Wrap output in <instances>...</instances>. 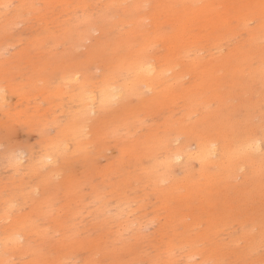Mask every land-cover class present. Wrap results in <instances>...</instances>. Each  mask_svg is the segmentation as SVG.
I'll use <instances>...</instances> for the list:
<instances>
[{"label": "rangeland", "instance_id": "obj_1", "mask_svg": "<svg viewBox=\"0 0 264 264\" xmlns=\"http://www.w3.org/2000/svg\"><path fill=\"white\" fill-rule=\"evenodd\" d=\"M253 139L264 0H0V264H264Z\"/></svg>", "mask_w": 264, "mask_h": 264}, {"label": "bare ground", "instance_id": "obj_2", "mask_svg": "<svg viewBox=\"0 0 264 264\" xmlns=\"http://www.w3.org/2000/svg\"><path fill=\"white\" fill-rule=\"evenodd\" d=\"M186 52H189V51H186ZM185 54H186V53H185ZM185 54H184V52H183V55H185ZM187 54H188V53H187ZM189 54H191V53H189ZM189 54H188V55H189ZM183 55H182V56H183ZM197 55H198V54H197ZM177 56H178V55H177ZM184 57H185V56H184ZM189 57H190V55H189ZM146 59H147V58H146ZM197 59H198V58H197ZM141 60H144V59H141ZM195 60H196V59H195ZM150 61H151V60H150ZM150 61H149V62H150ZM139 62H140V61H139ZM144 62H146V61H144ZM147 64H148V65H147ZM147 64H146L147 67L145 66V67H146V68H145V72H146V73H148V72H152V73H153V71L155 70V68H153V66H151L150 63H147ZM133 65H134V64H133ZM149 65H150V67H149ZM154 67H155V66H154ZM133 68H134V67H133ZM139 68H140V67H139ZM139 68H138V70H139ZM125 69H126V68H125ZM131 69H132V68H131ZM158 69H159V68H158ZM158 69H157V70H158ZM136 70H137V69H136ZM141 71H142V69H141ZM128 72H129V71H128ZM135 73H137V71H136ZM141 73H142V72H141ZM143 73H144V71H143ZM146 73H144V74H146ZM150 74H151V73H150ZM118 75H120V74H118ZM118 75H114V76L117 78V80H118V78H119V77H117ZM131 75H133V74H131ZM139 75H140V74H139ZM141 76H142V75H141ZM149 76H150V75H149ZM149 76H148V77H149ZM73 77H74V75H73ZM76 77H77V76H76ZM76 77H75V78H76ZM111 77H112V76H111ZM111 77L109 76L110 79H111ZM134 77H135V76H134ZM137 77H138V76H137ZM143 77H144V76H143ZM75 78H74V79H75ZM116 78H115V80H116ZM144 78H145V77H144ZM144 78H142V79H144ZM69 79H70V78H69ZM72 79H73V78H72ZM128 79H129V78H128ZM130 79H131V78H130ZM142 79H141V80H142ZM145 79H146V78H145ZM145 79H144V81H145ZM155 79H156V78H155ZM106 80H107V79H105V82H106ZM113 80H114V78H113ZM131 80H132V79H131ZM137 80H138V79H137ZM151 80H152V79H151ZM160 80H161V79H160ZM108 81H109V80H108ZM110 81H112V80H110ZM115 82H116V81H115ZM117 82H118V81H117ZM128 82H129V81H128ZM131 82H132V81H131ZM131 82H130V84H131ZM134 82H135V81H134ZM126 83H127V82H126ZM110 84H112V83H110ZM115 84H116V83H115ZM115 84H114V85H115ZM117 84H118V83H117ZM128 84H129V83H128ZM158 84H159V83H158ZM164 84H165V83H164ZM104 86H105V84H104ZM106 86H107V85H106ZM115 86H116V85H115ZM124 86H125V85H124ZM107 87H108V86H107ZM119 87H120V86H119ZM121 87H122V86H121ZM121 87H120V88H121ZM127 87H128V86H127ZM169 87H170V86H169ZM104 88H106V87H104ZM112 88H113V86H112ZM112 88H110V89L112 90ZM107 89H108V88H107ZM110 89H109V90H110ZM115 89H116V88H115ZM104 90H105V89H104ZM113 90H114V89H113ZM119 90H120V89L118 88V91H119ZM123 90H124V89H123ZM134 90H135V89H134ZM128 91H130V90H128ZM100 92H101V91H100ZM121 92H123V91H120V92H116V91H115V92H113V93H119V94H120ZM135 92H136V90H135ZM137 92H139V91H137ZM113 93H112L111 95H113ZM132 93H133V92H132ZM123 94H124V93H123ZM123 94H121V95L123 96ZM128 94H129V93H128ZM134 94H135V93H134ZM100 95H101V93H100ZM102 95H103V94H102ZM111 95H110V96H111ZM114 95H116V94H114ZM117 96H118V94H117ZM124 96H125V95H124ZM89 97H90V96H89ZM99 97H101V96H99ZM105 97H106V95H105ZM111 97H112V96H111ZM111 97H110V98H111ZM120 97H121V96H120ZM96 98H97V96H96ZM89 99H90L91 102H94V97H91V98H89ZM89 99H88V100H89ZM101 99H103V98H101ZM108 99H109V98H108ZM113 99H114V97L111 98V100H113ZM116 99H117V98H116ZM116 99H114V100H116ZM96 100H98V99H96ZM109 100H110V99H109ZM111 100H110V101H111ZM114 100H113V101H114ZM104 101H105V100H104ZM110 101H108V102H110ZM91 102H90V104H91ZM95 102H96V101H95ZM95 102H94V103H95ZM106 103H107V102L105 101V104H106ZM111 103H112V102H111ZM90 104H89V105H90ZM102 104H104V103H102ZM109 104H110V103H109ZM81 105H82V104H81ZM107 105H108V104H107ZM76 106H78V105H76ZM87 106H88V104H87ZM105 106H106V105H105ZM84 107H85V106H84ZM88 107H89V106H88ZM90 107H92V104L90 105ZM100 107H101V106H100ZM86 109H87V108H86ZM92 109H93V108H92ZM93 110H94V109H93ZM81 111H82V110H81ZM90 111H92V110L89 109V112H90ZM79 112H80V111H79ZM72 113H73V112H72ZM76 113L78 114V111H77ZM76 113H75V114H76ZM73 114H74V113H73ZM77 114H76V115H77ZM78 115H79V114H78ZM72 118H73V116H72ZM73 122H74V121H73ZM71 126H72V125H71ZM72 129H73V128H72ZM75 132H76V131H75ZM72 133H73V132H72ZM242 133H243V132H242ZM76 134H77V133H76ZM255 134H256V133H255ZM262 134H263V133H262ZM239 135H240V134H239ZM244 135H245V133H244ZM247 136H248V135H247ZM255 136H256V135H255ZM259 136H261V135H259ZM234 137H235V136H234ZM237 137L242 138V135H241V136H236V138H237ZM256 137H257V136H256ZM261 137H262V136H261ZM244 138H245V137H244ZM244 138H242V140H245ZM261 139H263V137H262ZM238 140H239V139H238ZM246 140H247V139H246ZM250 140H251V139H250ZM253 140H255V139H253ZM223 141H224V140H223ZM251 141H252V140H251ZM262 141H264V140H262ZM262 141H261V142H262ZM229 142L231 143L232 141H229ZM235 142L237 143V141H235ZM246 142H247V141H246ZM261 142H260V140H259V141H256V140H255L254 143L249 142V143H251V144H249V146H246L247 148H246L245 150H247V151L250 150V151H248L249 154H251V153H250L251 150H254L255 152H259L260 150H262V149L264 148V147L262 148V144H261ZM238 143H240V142H238ZM57 144H58V143H57ZM57 144H56V145H57ZM226 144H227V143H226ZM232 144H234V142H233ZM215 145H216V144H215ZM245 145H246V144H245ZM212 146H213V143H212ZM229 146H231V144H230ZM232 146H233V145H232ZM240 146H241V145H240ZM52 147H53V146H52ZM55 147H56V146H55ZM55 147H54V149H55ZM61 147H63L62 144H61ZM64 147H67V146L64 145ZM81 147H84V146H81ZM214 147H215V146H214ZM244 147H245V146H244ZM47 148H49V147H47ZM231 148H232V147H230L229 149L231 150ZM236 148H237V147H236ZM242 148H243V147H242ZM51 149H52V148H51ZM81 149H82V148H81ZM211 149H216V148H211ZM211 149H210V150H211ZM45 150H46V149H45ZM61 150H63V148H62ZM206 150H207V149H206ZM220 150H221V149H220ZM233 150H235V149L233 148ZM63 151H64V150H63ZM66 151H67V150H65L64 152H66ZM218 151H219V150H218ZM58 152H59V151H58ZM194 152H195V151H194ZM202 152H203V151H202ZM202 152H201V155H202ZM209 152H210V151H209ZM215 152H216V150H215ZM241 152L243 153V151H241ZM262 152H263V151H262ZM61 153H62V152H61ZM61 153H60V154H61ZM189 153H190V152H189ZM198 153H199V152H198ZM210 153H214L213 150H211ZM216 153H218V152H216ZM227 153H228V152H227ZM227 153H226V154H227ZM242 153H239V154H242ZM244 153H245V152H244ZM60 154H59V155H60ZM62 154H63V153H62ZM67 154H68V153H67ZM207 154H209V153H207ZM226 154H225V155H226ZM259 154H260V153H259ZM64 155H66V154H64ZM64 155H62V156H60V157H63ZM187 155H188V154H187ZM209 155H210V154H209ZM209 155H208V156H209ZM217 155H218V154H217ZM225 155H223V157H224ZM230 155H231V154H230ZM244 155H247V153L244 154ZM261 155H262V154H261ZM43 156H44V155H43ZM55 156H56V155H55ZM68 156H69V154H68ZM214 156H215V155H214ZM236 156H237V155H236ZM251 156H252V155H251ZM262 156H263V155H262ZM184 157H185V155H184ZM215 157H216V156H215ZM237 157H238V156H237ZM248 157H249V156H248ZM248 157H247V158H248ZM263 157H264V156H263ZM16 158H17V157H16ZM16 158H15V163H16V162H20V163H22V161L24 160V157H22V156H20V157L17 159V161H16ZM53 158H55V157H52V155L48 154V155H45V156L43 157V160H44L45 163H48V162L53 163V162L56 161V160H53ZM175 158H176L175 160H181V156H177V157H175ZM205 158H206V157H205ZM227 158H228V157H227ZM247 158H246V159H247ZM256 158H257V156H256ZM256 158H255V159H256ZM258 158H259V157H258ZM260 158H262V157H260ZM231 159H232V158H231ZM240 159H241V158H240ZM240 159H239V160H240ZM248 159H249V158H248ZM11 160L13 161V159H11ZM201 160H202V159H201ZM221 160H222V159H221ZM250 160H251V159H250ZM257 160L260 161V159H257ZM12 161H11V162H12ZM30 161H31V160H30ZM37 161H38V160H37ZM210 161H211V160H210ZM237 161H238V160H237ZM255 161H256V160H255ZM255 161H254V162H255ZM263 161H264V160H263ZM44 162H43V163H44ZM208 162H209V161H208ZM208 162H207V163H208ZM234 162H235V161H234ZM248 162H249V161H248ZM27 163H28V162H27ZM38 163H39V162H38ZM229 163H230V162H229ZM256 163H257V161H256ZM256 163H255V164H256ZM261 163H262V162H261ZM263 163H264V162H263ZM11 164H12V163H11ZM11 164H10V165H11ZM16 164H17V163H16ZM18 164H19V163H18ZM40 164H41V162H40ZM49 164H50V163H49ZM239 164H240V163H239ZM14 165H15V164H14ZM20 165H21V164H20ZM50 165H51V164H50ZM217 165H218V164H217ZM223 165H224V164H223ZM247 165H249V164H247ZM250 165H251V163H250ZM256 165H257V164H256ZM262 165H263V164H262ZM32 166H33V165H32ZM32 166H31V167H32ZM34 166H35V165H34ZM36 166H37V165H36ZM46 166H47V165H46ZM218 166H219V165H218ZM259 166H260V164H259ZM11 167H13V166H11ZM42 167H43V165H42ZM48 167H49V166H48ZM252 167H253V166H252ZM255 167H257V166H255ZM16 168H17V167H16ZM18 168H19V167H18ZM29 168H30V167H29ZM215 168H216V167H215ZM262 168H263V167H262ZM34 169H37V167H35ZM13 170H14V169H13ZM17 170H18V169H17ZM19 170H20V169H19ZM32 170H33V169H32ZM32 170L30 169V171H32ZM38 170H39V165H38ZM260 170H261V169H260ZM39 171H41V170H39ZM17 172H18V171H17ZM35 173H37V172H35ZM35 173H34V174H35ZM38 173H40V172H38ZM36 175H37V174H36ZM23 186H24V185H23ZM23 186H22V188H23ZM25 186H26V185H25ZM25 188H26V187H24L23 189L25 190ZM23 193H24V192H23ZM27 195H29V194H27ZM31 195H32V194H31ZM13 196H14V195H13ZM7 199H8V198H7ZM3 200H4V199H3ZM8 200H9V199H8ZM6 201H7V200H5V202H6ZM3 202H4V201H3ZM6 203H7V202H6ZM5 205H7V204H5ZM8 205H9V204H8ZM11 205H12V204H11ZM9 206H10V205H9ZM9 206H8V207H9ZM5 208H7V206H6ZM6 211H8V210H6ZM9 211H11V209H10ZM3 214H4V213H3ZM6 214H7V216H4V219H5V217H8V216H9L8 213H6ZM9 214H10V212H9ZM9 217H10V216H9ZM10 219H11V217H10ZM7 220H8V219H6V221H5L6 223H7ZM1 222H2V221L0 220V223H1ZM9 223H10V222H9ZM20 223H23V224H24V222H21V221H20ZM25 224H26V223H25ZM31 224H32V223H31ZM31 224H30V225H31ZM33 224H34V223H33ZM0 225H1V224H0ZM5 225H7V224H5ZM14 225L17 226L16 224H14ZM19 225H21V224H19ZM19 225H18V227H19ZM27 225H29V224H27ZM27 225H25V226H27ZM30 225H29V227H32V226H30ZM23 226H24V225H23ZM34 226H35V224H34ZM37 226H38V225H37ZM9 227H10V225H9ZM18 227H17V228H18ZM20 227H21V226H20ZM20 227H19V229H20ZM29 227H28V228H29ZM10 228H12V227H10ZM13 228H16V227H13ZM13 228H12V229H13ZM26 228H27V227H26ZM5 229H6V228H5ZM22 229H24V227H23ZM31 229H32V228H31ZM10 230H11V229H10ZM14 230H15V229H14ZM17 230H18V229H17ZM20 230H21V229H20ZM34 230H35V229H34ZM5 231H6V230H5ZM15 231H16V230H15ZM24 231H25V230H24ZM26 231H28V229H27ZM26 231H25V232H26ZM30 231H31V230H30ZM37 231H38V229H37ZM40 231H41V230H40ZM2 232H4V231H2ZM12 232H13V231H12ZM19 232H20V231H19ZM38 232H39V231H38ZM7 233H9V232L7 231ZM28 233H29V231H28ZM34 233H35V232H34ZM34 233H33V234H34ZM0 234H1V233H0ZM4 234H5V233H4ZM24 234H25V233H24ZM24 234H23V235H24ZM1 235H2V234H1ZM12 235H13V233H12ZM14 235H15V234H14ZM17 235H18V234H17ZM18 236H19V235H18ZM20 236H21V235H20ZM24 236H25V235H24ZM26 236H27V235H26ZM1 237H3V235H2ZM1 237H0V238H1ZM4 237H5V236H4ZM4 237H3V238H4ZM12 237H13V236H12ZM14 237H15V236H14ZM16 237H17V236H16ZM10 238H11V237H10ZM22 238H23V237H22ZM25 238H26V237H25ZM11 239H12V238H11ZM22 240H23V239H22ZM3 241H4V240H3ZM5 241H8V240H5ZM10 241H11V240H10ZM0 242H1V240H0ZM20 242H21V240H20ZM1 243H2V242H1ZM4 243H5V242H4ZM8 243H10V242H8ZM8 243H7V244H8ZM20 245H21V244H20ZM9 246H10V245H9ZM9 246H8V247H9ZM15 246H17V245H15ZM21 246H22V245H21ZM18 247H19V246H18ZM2 249H3V248H2ZM9 249H10V248H9ZM19 249H20V247H19ZM12 250H13V249H12ZM6 251H7V250H6ZM10 252H11V251H10ZM13 254H14V253H13ZM4 255H5V254H4ZM5 256H6V255H5ZM9 257H10V256H9ZM12 257H13V256H12ZM3 259H4V258H3ZM7 259L9 260L10 258H7ZM5 260H6V258H5ZM10 260H11V259H10ZM4 262H5V261H4ZM7 264H8V261H7Z\"/></svg>", "mask_w": 264, "mask_h": 264}, {"label": "snow or ice", "instance_id": "obj_3", "mask_svg": "<svg viewBox=\"0 0 264 264\" xmlns=\"http://www.w3.org/2000/svg\"><path fill=\"white\" fill-rule=\"evenodd\" d=\"M7 7H11V6H7Z\"/></svg>", "mask_w": 264, "mask_h": 264}]
</instances>
